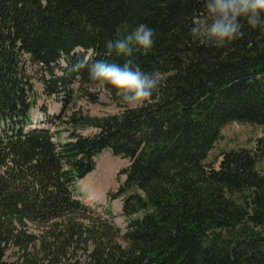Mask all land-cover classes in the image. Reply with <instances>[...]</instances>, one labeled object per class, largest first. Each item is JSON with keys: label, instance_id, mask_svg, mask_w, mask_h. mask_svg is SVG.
Here are the masks:
<instances>
[{"label": "trees", "instance_id": "trees-1", "mask_svg": "<svg viewBox=\"0 0 264 264\" xmlns=\"http://www.w3.org/2000/svg\"><path fill=\"white\" fill-rule=\"evenodd\" d=\"M205 17L203 0H0V264H264L257 153L232 148L217 167L206 161L224 125H264V30L244 24L239 39L206 46L188 33ZM141 22L154 43L132 58L161 75L148 101L107 116H47L67 125L59 141L27 128L35 99L26 62L63 107L74 94L97 101L87 69L72 65L122 62L105 41ZM87 127L96 131L77 132ZM104 150L129 160L108 194L122 198L123 233L74 194Z\"/></svg>", "mask_w": 264, "mask_h": 264}, {"label": "rangeland", "instance_id": "rangeland-1", "mask_svg": "<svg viewBox=\"0 0 264 264\" xmlns=\"http://www.w3.org/2000/svg\"><path fill=\"white\" fill-rule=\"evenodd\" d=\"M63 64V62L61 61ZM25 71L31 75V82L33 84V94L35 99L34 107L32 108L33 118H39L35 125L48 128L53 132L55 141L63 140L68 134L67 125L62 123L66 116L64 112H72V110H79L84 115L89 116H107L111 114L120 113L127 108L119 103V98L110 96L107 91L97 85L90 88L91 91L96 92L97 101H89L86 97H79L74 94L69 104L63 107L62 100L55 97H46L43 94L42 83L39 81V73L35 71L37 67L29 62L24 64ZM59 74L60 72L57 71ZM76 101L74 105L73 102ZM42 108L46 109V115L43 114ZM58 114L61 116L58 125H53L47 121V116ZM56 128V129H55ZM96 130L92 127L78 129L82 135H89ZM247 148L254 150L257 155L256 169L264 173V125L250 124L244 122H230L224 125L221 129L220 138L215 142L213 149L209 152L206 159L207 162L212 163L215 167L221 159L220 154L229 149ZM129 165V160L117 155H113L110 150L102 151L95 157V166L85 177L79 179L74 188L75 197L81 200L86 205L93 209L99 210L109 220L120 227L121 233L125 231V220L121 215V198H110L108 192H114L117 186L124 180L125 175L121 173ZM101 170V171H100ZM103 170V171H102ZM108 176V182L99 189L93 182L97 181L101 176ZM95 179V180H94ZM94 189V190H93ZM96 191V193H95ZM98 192V193H97ZM96 210V211H97ZM30 229H36L30 226ZM123 243L122 241H120ZM11 251H7V259H13L10 255Z\"/></svg>", "mask_w": 264, "mask_h": 264}, {"label": "clouds", "instance_id": "clouds-1", "mask_svg": "<svg viewBox=\"0 0 264 264\" xmlns=\"http://www.w3.org/2000/svg\"><path fill=\"white\" fill-rule=\"evenodd\" d=\"M206 17L194 20L188 33L206 46L223 47L243 36V26L264 30V0H203ZM243 22V23H242ZM154 29L141 22L123 37L105 41L106 54L122 57L77 61L72 70L87 69L88 79L98 87L110 86L119 103L129 109L142 106L160 86L159 71H146L132 58L136 49L147 52L154 43Z\"/></svg>", "mask_w": 264, "mask_h": 264}, {"label": "bare ground", "instance_id": "bare-ground-1", "mask_svg": "<svg viewBox=\"0 0 264 264\" xmlns=\"http://www.w3.org/2000/svg\"><path fill=\"white\" fill-rule=\"evenodd\" d=\"M101 171V170H100ZM103 171V170H102ZM95 180V179H94ZM108 180H109V177L108 176H101L99 179H98V182L97 181H95V182H93L95 185H97V187L99 188V189H101L107 182H108ZM110 181V180H109ZM105 187V186H104ZM103 187V188H104ZM94 190V189H93ZM95 193H96V191H95ZM98 193V192H97Z\"/></svg>", "mask_w": 264, "mask_h": 264}]
</instances>
